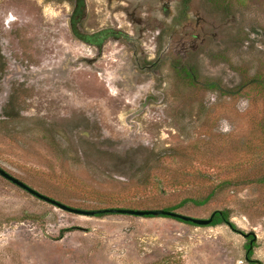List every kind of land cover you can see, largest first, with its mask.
Masks as SVG:
<instances>
[{"label":"rangeland","instance_id":"obj_1","mask_svg":"<svg viewBox=\"0 0 264 264\" xmlns=\"http://www.w3.org/2000/svg\"><path fill=\"white\" fill-rule=\"evenodd\" d=\"M75 7L0 0V167L82 209L163 208L229 180L175 211L227 208L233 227L76 214L0 176V264H264V0H81L95 51L70 36Z\"/></svg>","mask_w":264,"mask_h":264},{"label":"water","instance_id":"obj_2","mask_svg":"<svg viewBox=\"0 0 264 264\" xmlns=\"http://www.w3.org/2000/svg\"><path fill=\"white\" fill-rule=\"evenodd\" d=\"M0 176L7 179L11 183L19 186L20 188L24 189L28 193L32 194L33 196L50 203L62 210L76 213V214H82V215H96V214H102V213H122V214H130V215H139V216H167V217H172L174 219H180L181 221L184 222H190L195 225H201L205 226L208 225L211 222L213 212L206 218H198V217H193L187 214H182L179 213L175 210H168L164 208H157V209H133V208H123V207H106V208H98V209H82V208H77V207H72L69 205H66L52 197H49L45 194H42L38 192L37 190L33 189L23 181L19 180L18 178L14 177L13 175L9 174L7 171H5L3 168L0 167ZM243 237H247L248 235H253L250 234L249 232H239ZM254 238V237H253ZM249 240V248L252 245V240ZM245 258L247 256L245 255Z\"/></svg>","mask_w":264,"mask_h":264},{"label":"flooded vegetation","instance_id":"obj_3","mask_svg":"<svg viewBox=\"0 0 264 264\" xmlns=\"http://www.w3.org/2000/svg\"><path fill=\"white\" fill-rule=\"evenodd\" d=\"M64 1L69 6H71V5H73L74 7L76 6L75 7V11H72L73 13H70V15H68V17H67L68 27H69L68 31L71 34L70 36L72 38L76 39L77 41H80L82 44L86 45V47H92V49L95 51V48L97 47L96 42L97 41L100 42L101 39H102V36H100V37L97 36L98 39H96V37H95L96 34L95 33L94 34H91V33L88 34V33H83L82 31H80V21H81L80 19L81 18H80V13H79L80 11L77 10V9L80 6L81 0H64ZM126 13L130 17L129 19H130L131 22L137 23V24L141 23L140 18L138 16L136 17L134 15V12L130 13L129 11L126 10ZM9 18L10 19H14V17L12 15L9 16ZM141 24H143V23H141ZM140 30H142V29H139V31ZM139 33L142 34L143 32H139ZM113 37L117 38V36H113ZM124 44H128V41H125ZM183 48H184L183 51H186L185 50V46ZM82 51L85 52V51H89V50L88 49L85 50V46H84ZM94 51H92L91 53L93 54ZM75 58L76 59L74 61L73 60L66 61V65H70V64H73L75 62L76 63H85V61L88 62V63H90V62L93 63V61H91L92 57L85 58L82 55H76ZM132 60H133V66H134V68L136 70V74H135L136 77L143 78L144 72H146V74H148V75H152L153 74L151 69L153 68V66L155 67V62L154 61L146 62V61H144L145 59H143V57L139 58L137 55H133V59ZM0 62H1L2 66L4 65V63H5V65L7 63L6 60L5 61L3 60V62L0 61ZM186 72L189 74V73H191V70H186ZM8 99H12L13 102H14L15 101V96L11 94ZM244 238H248L249 240H251V236H249V235L247 237H244ZM248 246H249V241H248ZM250 248L248 247V249L246 250V256H247V252H248V250ZM246 259H248V257Z\"/></svg>","mask_w":264,"mask_h":264},{"label":"trees","instance_id":"obj_4","mask_svg":"<svg viewBox=\"0 0 264 264\" xmlns=\"http://www.w3.org/2000/svg\"><path fill=\"white\" fill-rule=\"evenodd\" d=\"M190 75V78L192 79L193 78V73H189ZM210 87L211 86H215L214 83L210 82L208 84ZM221 92L226 94V93H229L231 92L229 89H221ZM13 104V100L12 99H8V101L6 102L5 104V110L3 111L5 116H9V113H8V108H10ZM7 108V109H6ZM231 184V181L229 180H222V181H218L216 183H213V185L211 186L210 190L208 191V193L200 198H189V199H183L182 201H180L179 203L175 204V205H172V206H166V207H163L164 209H168V210H175L178 206H181L182 204H184V202L186 200H190L191 202H193L194 204L196 205H203L205 203H207L208 201H210L212 198L215 197V195L219 192H222L223 190L227 189L228 186ZM106 213H102V214H96L95 216H101V215H104ZM147 216H150V215H147ZM229 218H230V210L227 209V208H223V209H218V210H214L213 211V216H212V219H211V222L208 224V225H218V224H221V223H226V224H229L231 227H233V224L229 221ZM178 221H181L180 219H176ZM181 222H184V221H181ZM185 223H189V224H193V223H190V222H185ZM68 229H62L60 231V235L62 236L64 234L65 231H67ZM248 244L246 245V250L248 249ZM251 252H250V249L248 250L247 252V257L249 258ZM153 264H160L159 262L158 263H153Z\"/></svg>","mask_w":264,"mask_h":264}]
</instances>
